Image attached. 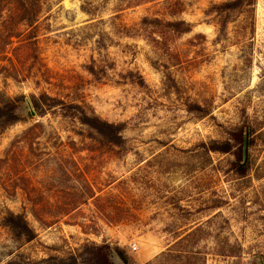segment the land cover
<instances>
[{"label": "rangeland", "instance_id": "obj_1", "mask_svg": "<svg viewBox=\"0 0 264 264\" xmlns=\"http://www.w3.org/2000/svg\"><path fill=\"white\" fill-rule=\"evenodd\" d=\"M17 1L0 0V100L38 102L0 131V264H90L93 244L129 264H264V0H29L24 21ZM62 103L119 125L117 143Z\"/></svg>", "mask_w": 264, "mask_h": 264}, {"label": "trees", "instance_id": "obj_2", "mask_svg": "<svg viewBox=\"0 0 264 264\" xmlns=\"http://www.w3.org/2000/svg\"><path fill=\"white\" fill-rule=\"evenodd\" d=\"M28 2V3H27ZM255 0H230L221 4L213 5L211 7L212 10H214L216 13L221 14L225 11H241L243 9H247L254 5ZM29 0L23 1L18 0L15 4V6H12L9 8L11 17H13L14 14L18 16V20L24 21L25 14L30 11V16L32 15L33 8L29 6ZM2 6V5H1ZM15 16V15H14ZM15 16V17H17ZM31 21V20H30ZM225 21H221L220 25L224 27ZM31 25V22H29ZM182 21L177 22H169V25L173 27L174 29L181 31L180 25L182 24ZM26 98L30 100V103H34L37 105V100L34 99V96H26L24 94L14 96L12 98H5L0 100V131L5 129L6 127L24 120L26 116H30V111L27 112V115L23 113L22 107L26 106ZM62 105L63 112L71 116L75 119H77L81 124L86 125L87 127L91 128L94 132L99 134L100 136H103L107 139L109 142H115L119 140V125H115L113 123H109L107 121L102 120L101 118L97 117L96 115L89 114L86 112V110L78 104H68L65 105L64 103ZM64 107H69L71 112H68ZM195 109H198L201 116H205L209 114L208 109H202L198 107H192L190 108V111H195ZM197 111V110H196ZM243 128L247 129V137L249 139L250 136V127L248 125H242L239 128H237L236 131H234L231 134V138L234 141L236 145H238V151H237V159L238 162L236 164V173L237 175H244L247 168H248V150L246 152V160L244 164L241 165L240 161L241 159V144H242V133ZM250 143V142H249ZM221 152H229L231 150V147L229 144H225L221 147L214 148ZM1 225L6 227L10 233L14 236L23 237L25 240L29 241L35 237V233L32 230V228L29 226L25 216L23 214L19 213H13L8 212L6 216H3ZM124 260L125 264H129V261L123 251L118 247L114 246L113 248ZM110 255V246L108 245H95L93 244L92 250L90 252L91 258L90 264H112L109 259Z\"/></svg>", "mask_w": 264, "mask_h": 264}, {"label": "water", "instance_id": "obj_3", "mask_svg": "<svg viewBox=\"0 0 264 264\" xmlns=\"http://www.w3.org/2000/svg\"><path fill=\"white\" fill-rule=\"evenodd\" d=\"M26 105L31 113V115H34V112L33 110L31 109V103L29 101L28 98H26ZM246 152H247V136H246V133H244L243 135V141H242V164H244L245 160H246ZM111 253H114L120 260L121 264H125L123 260H121L122 258L119 257L118 253L110 247V254Z\"/></svg>", "mask_w": 264, "mask_h": 264}, {"label": "built area", "instance_id": "obj_4", "mask_svg": "<svg viewBox=\"0 0 264 264\" xmlns=\"http://www.w3.org/2000/svg\"><path fill=\"white\" fill-rule=\"evenodd\" d=\"M131 249H132V250H136V249H137V245L132 244Z\"/></svg>", "mask_w": 264, "mask_h": 264}]
</instances>
